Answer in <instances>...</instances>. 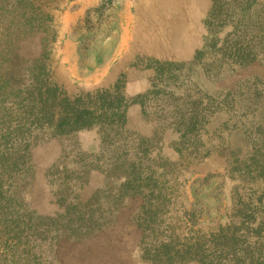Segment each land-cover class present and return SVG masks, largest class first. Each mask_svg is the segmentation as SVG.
I'll return each mask as SVG.
<instances>
[{"label": "rangeland", "instance_id": "1", "mask_svg": "<svg viewBox=\"0 0 264 264\" xmlns=\"http://www.w3.org/2000/svg\"><path fill=\"white\" fill-rule=\"evenodd\" d=\"M260 111L264 0H0V264H264Z\"/></svg>", "mask_w": 264, "mask_h": 264}, {"label": "trees", "instance_id": "2", "mask_svg": "<svg viewBox=\"0 0 264 264\" xmlns=\"http://www.w3.org/2000/svg\"><path fill=\"white\" fill-rule=\"evenodd\" d=\"M112 110L114 111L115 109H112ZM93 111L94 110H90V109H86V108H83L81 110H79L77 108L72 109L71 111L67 112L66 114L61 115L59 123L53 129V132L56 134L70 133V132H76V131H80V130L92 127L94 125V120L97 118L96 117L97 111H94V112ZM105 111H106L105 113H102V115H99L100 118H101V116H103V117L107 116L108 118H110L109 117L110 115L106 114L108 111L107 110H105ZM113 111H110L111 115H113ZM263 114H264L263 111H260L258 113V115L262 118L259 121V123H261V125L264 123V115ZM197 120H198L197 116L191 115L189 117L188 122H189V124L194 126L195 124H197ZM250 156H251V154H247V155H244L245 159H239V161L243 162L242 163L243 166L241 169H237L238 173L241 172L242 175H245L247 173V171H249L251 165H248L247 163L249 161L252 162V160H253V158H251ZM235 159H236V157H235ZM236 161H238V159ZM260 169L264 170V168H262V167Z\"/></svg>", "mask_w": 264, "mask_h": 264}]
</instances>
